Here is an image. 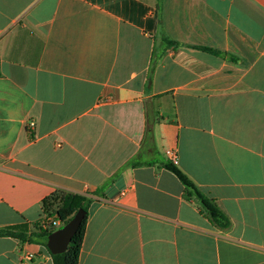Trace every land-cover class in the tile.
Instances as JSON below:
<instances>
[{"label": "crops", "instance_id": "0c3cea01", "mask_svg": "<svg viewBox=\"0 0 264 264\" xmlns=\"http://www.w3.org/2000/svg\"><path fill=\"white\" fill-rule=\"evenodd\" d=\"M55 194L92 201L78 264H264V0H0V228Z\"/></svg>", "mask_w": 264, "mask_h": 264}, {"label": "trees", "instance_id": "16d2710c", "mask_svg": "<svg viewBox=\"0 0 264 264\" xmlns=\"http://www.w3.org/2000/svg\"><path fill=\"white\" fill-rule=\"evenodd\" d=\"M159 1V0H158ZM163 42L167 45L175 46L176 43L167 39L164 35L161 36ZM213 54H219L208 49H203ZM151 124L148 122L146 126V133H149ZM165 169L170 171L185 187L188 196H194L201 204V213L208 219L210 224L221 230L227 229L230 226V221L227 216L217 207L214 201L203 195L194 185V183L171 161L161 164ZM92 201L91 199L74 194H55L43 201V209L45 215H53L65 224L70 218L79 210L85 212L84 218L72 236L67 249L61 254L51 255L52 264H78L80 249L84 237L88 211ZM53 207L56 209L53 210ZM35 231H30L26 224L0 228V238L10 237L17 239L20 243L28 242L33 244L46 245L47 237L51 230L42 229L40 223H34ZM62 227V226H61Z\"/></svg>", "mask_w": 264, "mask_h": 264}, {"label": "water", "instance_id": "95a60500", "mask_svg": "<svg viewBox=\"0 0 264 264\" xmlns=\"http://www.w3.org/2000/svg\"><path fill=\"white\" fill-rule=\"evenodd\" d=\"M84 215V210L79 209L61 228L48 235L45 247L51 255L61 254L66 251Z\"/></svg>", "mask_w": 264, "mask_h": 264}, {"label": "built area", "instance_id": "2783aa9c", "mask_svg": "<svg viewBox=\"0 0 264 264\" xmlns=\"http://www.w3.org/2000/svg\"><path fill=\"white\" fill-rule=\"evenodd\" d=\"M33 124H30V126H32ZM171 160L173 157V155L170 156ZM40 226L42 227V229H47V230H51L52 232L55 231V229L60 228L62 226V223L60 222V220L56 217L55 214L53 215H44L40 221Z\"/></svg>", "mask_w": 264, "mask_h": 264}, {"label": "rangeland", "instance_id": "374dc122", "mask_svg": "<svg viewBox=\"0 0 264 264\" xmlns=\"http://www.w3.org/2000/svg\"><path fill=\"white\" fill-rule=\"evenodd\" d=\"M54 209H56V207H53V210H54ZM62 226H63V225H62ZM60 228H61V227H60ZM57 229H59V228H57ZM57 229H55V230H57Z\"/></svg>", "mask_w": 264, "mask_h": 264}]
</instances>
